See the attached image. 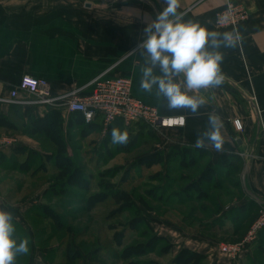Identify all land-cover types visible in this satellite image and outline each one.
Instances as JSON below:
<instances>
[{
	"label": "crops",
	"instance_id": "crops-1",
	"mask_svg": "<svg viewBox=\"0 0 264 264\" xmlns=\"http://www.w3.org/2000/svg\"><path fill=\"white\" fill-rule=\"evenodd\" d=\"M228 1L243 3L249 11V19L236 28L217 24L216 15ZM164 6L163 0H0V136L17 140L15 146L0 152V190L10 191L0 193V208L12 212L15 222L28 227L24 215L30 211L29 206L42 204L46 194L44 191L24 201L16 196L20 188H33L44 179L30 169H19L18 161L24 158L22 163L30 166V163L34 165L33 158L45 160L56 156L54 131L48 129L52 111L61 114L64 135L69 126L71 130L77 129L70 122L77 114L64 106L13 102L11 91L26 76L48 80L58 104L73 92L92 93L98 79L131 78L136 97L155 106L162 116L186 119L184 127L159 130L156 151L166 155L175 147L195 148L197 133L208 127L209 113L216 114L223 124L222 150L216 151L209 144L202 149L205 152L200 155L202 159L183 171L198 166L204 167V172L214 168L217 174L211 177L212 181L228 182L233 176L227 175L231 167L226 159L239 158L243 169L237 176L242 189L237 183L235 188L243 193L242 174L245 166L250 165L247 187L252 196L245 191L247 196L241 195L212 218L220 221L217 232L220 237H241L243 229L238 227L245 221L243 208L251 205V201L255 210L264 206V0H180L178 11L185 13L186 20L198 21L209 31L236 30L240 35L235 47L219 49L224 55L221 70L225 79L217 88L200 90L198 95L206 99V104L198 116L187 109L168 110L166 102L158 101L154 93L138 91L139 67L144 60L133 49L143 39L146 23ZM19 96L29 97L24 91ZM235 120H240L242 131L236 130ZM67 153L72 155L71 149L67 148ZM208 232L207 236L211 233ZM189 242L183 248L208 253L212 261L211 254L217 255L218 242L206 237ZM261 242L255 241L233 264H259V255L264 258ZM219 259L209 264L233 262L222 254ZM26 264L48 262L33 246Z\"/></svg>",
	"mask_w": 264,
	"mask_h": 264
},
{
	"label": "rangeland",
	"instance_id": "rangeland-1",
	"mask_svg": "<svg viewBox=\"0 0 264 264\" xmlns=\"http://www.w3.org/2000/svg\"><path fill=\"white\" fill-rule=\"evenodd\" d=\"M107 130L104 126L92 130L84 124H79L76 130L70 131L68 149H71L76 163L78 162L85 173L93 175L91 191L70 187L68 193L62 196H53L52 192H47L42 204L29 206L30 211L24 215L28 227L25 228L21 223L14 221L17 237L28 238L29 252L35 246L48 264H176L175 259L183 247L189 244L190 240L199 237H206L219 244L217 255L211 254L213 261L209 259V254L205 253V257L196 262L209 264V261H220L222 245L237 244L245 240L264 214V206H260L255 217L245 224L247 230L245 229V233V230H242L243 236L220 237L217 233L220 221L212 222V218L219 216L224 207H228L243 195L240 183V189L235 188L234 183L240 179L237 174L228 182H223L222 190H215V183H210V180L202 182L196 190L191 191L193 200L189 201L186 194L188 182L182 177L187 173L193 178H198L204 167L198 166L183 172L173 171L171 165L169 168H172V171L164 177V174L160 173V166L155 165L147 169L142 159L144 154L157 148L159 131H149L132 125L131 129L127 130L128 144L116 145L111 142V135ZM23 161H18L19 169H30L35 176H44L33 188L18 190L16 196L24 201L28 197L48 191L49 181L57 176L58 168L55 158L45 169L42 166L44 160L41 158H33L34 165L30 163V166L23 164ZM170 177L174 178L173 182ZM121 181L125 182L121 185L123 190L132 192L133 202L137 201L130 205L129 212H120L118 205L111 198L95 206L94 203L89 205V196L102 190L98 189L99 182L120 187ZM166 181L171 184L168 187L170 189L167 188L168 193L184 190L181 195L185 201L181 205L176 204V201L165 205L154 199L159 195L158 188L161 183ZM155 191L158 193L154 196L152 193ZM8 192L9 189L0 190L2 194ZM166 196L169 197L170 194ZM219 204H222V207ZM45 205L46 208L42 209ZM143 213L148 218L151 229L143 227ZM60 219H63L64 224L60 223ZM135 219L136 223L130 225ZM173 229L180 231V234ZM207 231L211 232L208 236ZM260 232L256 242L260 241ZM144 248H152V252L143 255ZM125 249L127 257L122 258L120 255ZM28 256L29 253L19 256L17 261L19 264H26ZM185 260L186 256L180 259L183 264ZM257 260L259 264H264L262 256L259 255Z\"/></svg>",
	"mask_w": 264,
	"mask_h": 264
},
{
	"label": "clouds",
	"instance_id": "clouds-1",
	"mask_svg": "<svg viewBox=\"0 0 264 264\" xmlns=\"http://www.w3.org/2000/svg\"><path fill=\"white\" fill-rule=\"evenodd\" d=\"M165 5L143 29V39L133 49L144 63L139 67L138 91L166 102L168 110L187 109L193 116L206 104L200 90L217 88L224 82L220 48L235 47L240 40L236 30L219 33L209 31L198 21L186 20L180 0H163ZM220 118L208 115V127L197 133L194 147L209 144L221 151L224 138ZM111 142L127 145L128 132L113 128ZM13 213L0 208V264H16L17 257L30 251L29 239L18 238Z\"/></svg>",
	"mask_w": 264,
	"mask_h": 264
},
{
	"label": "trees",
	"instance_id": "trees-1",
	"mask_svg": "<svg viewBox=\"0 0 264 264\" xmlns=\"http://www.w3.org/2000/svg\"><path fill=\"white\" fill-rule=\"evenodd\" d=\"M77 114V113H76ZM4 119V117H1V119ZM49 118V122H48V129L53 130V134H52V141L55 143L56 147H57V154L56 156L53 157H47L45 158L44 162L42 163L43 168H48V164L52 161L53 158H55L56 164H57V170H58V174L57 176L52 180L49 181V188H47L48 191L47 192H52L53 196H62L66 193H68L69 188H77V189H84L85 191H91L93 184V175L91 174H86L85 171L82 169V167L79 166L78 162L76 163V159L74 157V155H68L67 153V148H68V140L70 139V134H71V127L69 126L68 129V133L67 135H64L63 132V118L61 116V114L58 111H52ZM70 122L75 123V125L79 124H84L86 126V128L88 129H92V130H96L99 128H103V123L102 121L98 120L95 123L92 124H87L84 121V118L81 114H77L75 115L74 119H70ZM134 126V125H133ZM136 127H139L140 129H149V131H153L151 130L146 124L144 123H137L135 124ZM113 128H119L121 131H129L131 129V126H126L124 124V122L120 119H118L116 122H114L113 124H111L108 127L107 133H109L111 135V131ZM205 152L202 149H197V148H192V147H175L172 148L169 153L166 155L163 152H158L156 151V149H153L151 151H149L148 153L143 155V163L145 164L146 168H151L156 166H160L161 167V174H164L163 176L165 177L168 172L172 169H170L169 167L172 165L173 166V171H183L184 169H186L185 167H188L189 165L192 164V166H195L197 164V162L199 161V159H202L200 155L204 154ZM229 163V166L231 167V170H229V172L227 173V175L229 176H233V175H239V173H241L242 169H243V162L239 159L236 158L234 161H231L229 158L226 159ZM146 161V163H145ZM224 162V161H223ZM227 164V163H225ZM224 164V165H225ZM177 165V168H176ZM175 166V168H174ZM221 166H223V164H221ZM172 171V170H171ZM184 172V171H183ZM216 169H210L206 172H203L199 174L198 178H193L192 176L188 175L187 173L182 177L183 180H186L188 182L186 188V194H188V198L189 201L193 200L191 198H193V196L190 195L192 190H196V188H198L202 182H206L207 180H210L209 182H214V186L213 188L215 190H222L223 188V182L217 183L215 181H212L211 177L213 175H216ZM102 176L104 177L105 174ZM174 178L170 177V181L173 182ZM124 181H121L119 183L120 187H117V185H113V184H108V183H103V182H99L98 184V189H102L99 192H96L94 194H91L88 198V203L89 205H98L99 203H101L102 201H106L108 198H111L117 205H118V210L120 212H129L131 207L130 205H134V202L137 203V201L133 202V193L129 192L127 190H123V188L121 187ZM238 183L237 185H239L240 180L235 182ZM234 183V184H235ZM241 184V183H240ZM170 182H163L161 183V186L158 188V190L160 191L159 193L157 191H155L154 193H152V195H156V193H158L159 195H157V198L155 197L154 199L157 200L158 202H162L163 204L167 205L169 204L170 201L174 202L176 201V204L181 205L185 199L182 198V195L184 193V190L178 191V192H173V193H168L167 192V188L170 186ZM170 189V188H168ZM162 191V192H161ZM170 196H166V195ZM190 195V196H189ZM244 196H247L246 192H243ZM166 198V199H165ZM198 200V199H197ZM165 201V202H164ZM200 201V200H198ZM145 203V202H144ZM171 203V202H170ZM251 205L245 206L243 208L244 211V218L245 221L243 222V225H240V227H238L240 229L245 230L247 222L251 219H253V217H255L258 209L257 207L256 210L254 209L253 205V201H251ZM222 207V204H219ZM119 206L122 208H119ZM46 205L42 208L45 209ZM138 208V207H137ZM206 210V208H204ZM139 210V208L137 209ZM56 214V213H55ZM57 215V214H56ZM219 215V214H217ZM215 217V216H214ZM138 219V218H136ZM136 219L133 222H130L129 224H133L136 223ZM60 223L64 224L63 219L59 220ZM215 222V221H213ZM143 227L145 226L147 229H151L150 227V222L148 220V218L144 215L143 213ZM141 223V224H142ZM211 223V222H210ZM209 224V223H208ZM206 226V225H205ZM242 227V228H241ZM136 229H138V227H136ZM135 229V230H136ZM139 230V229H138ZM247 230V229H246ZM246 230L244 231V233L246 232ZM244 235V234H243ZM242 235V236H243ZM260 240L262 241L261 243H264V229L260 232ZM119 243V242H118ZM117 245H120L118 244ZM152 249V248H151ZM150 248L146 249L144 248L143 250V255L145 254H149L151 251ZM120 251V250H119ZM118 251L119 255L120 252ZM127 249H125L122 254L120 255V257L125 258L127 257L126 254ZM152 252V251H151ZM183 256H186V260L184 261V264H196V262H198V260H202L205 256L204 254L200 253V252H196L193 251L189 248H183L179 253L178 256L175 259V263L176 264H183L180 259L183 258Z\"/></svg>",
	"mask_w": 264,
	"mask_h": 264
},
{
	"label": "built area",
	"instance_id": "built-area-1",
	"mask_svg": "<svg viewBox=\"0 0 264 264\" xmlns=\"http://www.w3.org/2000/svg\"><path fill=\"white\" fill-rule=\"evenodd\" d=\"M249 16V11L243 3L228 1L226 7L217 13L216 20L219 26L236 28L240 23L247 21ZM20 91L26 92L29 97L21 98ZM11 98L13 102L21 104L64 106L70 112L81 114L87 124L100 120L105 128L118 119L122 120L126 126L144 123L155 132L164 128L186 125L184 117L162 116L155 106L136 97L133 93V82L128 77L98 79L94 82L92 93L79 95L73 92L61 104H58L48 80L26 76L20 86L11 91ZM234 126L237 131L243 130L240 120H235ZM16 144L15 138L7 135L0 136V152ZM263 229L264 214L260 216L245 240L237 244L222 245L221 254L232 260H238L256 241L258 233Z\"/></svg>",
	"mask_w": 264,
	"mask_h": 264
},
{
	"label": "water",
	"instance_id": "water-1",
	"mask_svg": "<svg viewBox=\"0 0 264 264\" xmlns=\"http://www.w3.org/2000/svg\"><path fill=\"white\" fill-rule=\"evenodd\" d=\"M249 168H250V165H246L245 168H244V171H243V174H242V182H243V186H244V189L245 191L251 195V193L249 192L248 190V187H247V175L249 173ZM252 196V195H251Z\"/></svg>",
	"mask_w": 264,
	"mask_h": 264
}]
</instances>
